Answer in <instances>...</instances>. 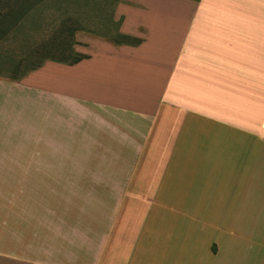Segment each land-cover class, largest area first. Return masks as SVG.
<instances>
[{"label":"crops","instance_id":"0c3cea01","mask_svg":"<svg viewBox=\"0 0 264 264\" xmlns=\"http://www.w3.org/2000/svg\"><path fill=\"white\" fill-rule=\"evenodd\" d=\"M125 1L113 21L129 40L88 38L75 64L0 76V190L37 178L56 232L35 245L27 231L22 253L0 243V264H239L264 200V0ZM65 106L99 125L65 133ZM85 142L137 158L64 159Z\"/></svg>","mask_w":264,"mask_h":264},{"label":"rangeland","instance_id":"374dc122","mask_svg":"<svg viewBox=\"0 0 264 264\" xmlns=\"http://www.w3.org/2000/svg\"><path fill=\"white\" fill-rule=\"evenodd\" d=\"M117 3L127 2L125 0H42L29 4L25 9V15L16 22L13 31L0 42V76L18 77L27 72L30 68L43 61L44 56L54 59H70L67 50L59 48L66 46L71 40L70 30L79 28L73 34V39L77 43L74 47L83 48V43L88 38L99 40H118L114 35L117 32L118 23L113 21V12ZM12 5V4H11ZM19 3L15 4L18 9ZM36 51V55L28 57V53ZM63 56V57H62ZM35 107L33 105V109ZM87 109V108H86ZM75 108L74 111L69 106L64 108L65 133L73 127L78 129L94 128L99 125L93 121V110ZM34 111V110H33ZM56 107L54 101H48V113L55 116ZM90 120V121H89ZM49 122V144H56L55 139L50 134L54 130ZM103 126V123H100ZM65 137L64 144H73L68 142ZM77 144V143H75ZM79 144V143H78ZM77 145L80 151L64 154V159L74 160L81 164H95L102 166L108 162H132L137 158V153L133 151L112 150L101 145H89V142ZM130 146L133 142H129ZM34 171V170H33ZM125 169L117 170L121 172L119 176L126 177ZM80 172H85L80 169ZM103 169H96V175L102 176ZM38 173V172H37ZM36 175V174H35ZM102 180V179H101ZM99 180L100 182H102ZM38 179L33 176L30 184H17L15 186H5L0 190V243L4 246V253L9 250L16 253H22L25 242V233L32 232V240L38 245L39 238L50 240L55 238V229L53 218L42 219L39 215V192L41 185ZM47 187L56 188V184ZM60 188V187H59ZM82 188V186H81ZM9 192V193H8ZM82 192V190H81ZM45 206L55 208L58 204L55 200L45 201ZM79 208L86 209L93 206L96 209H102L104 204L107 208H115L117 201L104 202V200L89 202L80 200ZM256 220H250L253 232L247 230L240 233L239 236V264H264V200L256 202ZM50 216V214H49ZM242 227L247 228V219L243 220ZM244 228V229H245ZM44 233V235H42ZM42 235V238L40 237ZM55 244V242H53ZM8 245L10 249L7 248ZM18 255V254H17ZM19 257H23L20 255Z\"/></svg>","mask_w":264,"mask_h":264},{"label":"trees","instance_id":"16d2710c","mask_svg":"<svg viewBox=\"0 0 264 264\" xmlns=\"http://www.w3.org/2000/svg\"><path fill=\"white\" fill-rule=\"evenodd\" d=\"M34 1L36 3H38L42 0H0V42L2 40H4L11 33V31H13L14 26L16 25L15 23L19 22V20L25 15L24 12H25L26 7H28L29 4H31ZM16 3L17 4L19 3L18 9L15 7ZM116 4H118V3L116 2ZM118 21H117V23H118ZM78 31H81V30L79 28H72V30H70L71 40H69L67 42L66 46L65 45L63 47L59 46V48L67 50V52L69 53L70 59H60V57H59V59H54L53 57L44 56V57H42L43 61L50 60V61L57 62V63L72 65V64L79 62L81 59H85L86 58L85 55L77 54L73 50V46L77 44L73 39V34L78 32ZM114 36L118 40H120V39L121 40L122 39L129 40L127 37L121 36L117 32L115 33ZM106 41H110L114 45L120 44V41H117V40L116 41L106 40ZM132 41L134 42V44L138 42L137 40H132ZM35 52H36L35 50L29 52L27 54L28 57H33L34 55H36L37 53H35ZM43 61H41V63ZM41 63L30 68L27 72L35 70L36 68H38L41 65ZM27 72L23 73L22 75H20L18 77L9 76L8 78L17 79V78L23 76L24 74H26Z\"/></svg>","mask_w":264,"mask_h":264}]
</instances>
